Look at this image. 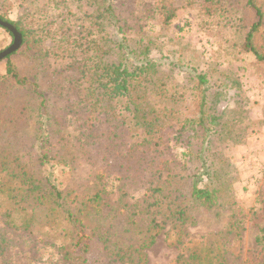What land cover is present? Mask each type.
Listing matches in <instances>:
<instances>
[{"label":"trees","instance_id":"16d2710c","mask_svg":"<svg viewBox=\"0 0 264 264\" xmlns=\"http://www.w3.org/2000/svg\"><path fill=\"white\" fill-rule=\"evenodd\" d=\"M18 1L31 7L64 0ZM247 10L256 21L247 22L242 47L256 61L264 62V5L261 0H244L246 21ZM100 15L122 31L126 18ZM175 17V10L165 6L159 22L167 26ZM0 20L11 25L22 40L19 50L5 59V73L0 75V264H15L14 248L27 243L54 247L61 264H146L147 251L168 225L175 235L168 244H181L177 264H225L223 246L214 236L196 246L185 242L186 225L196 216L219 214L217 199L223 192L210 184L213 162L208 168L206 156L196 151L177 159L161 133L163 127L154 125L156 118L146 119V86L157 73L155 61L145 57L141 64L129 67L127 46L120 43L119 55L109 62L105 60L108 52L96 45L64 69L51 70L49 56L54 53L43 50L19 22L3 15ZM256 35L263 41L254 40ZM16 53L23 66L12 59ZM195 82L199 89L207 84L206 76L197 75ZM199 99L203 106L205 91ZM126 107L131 108L132 119L142 121L139 139L136 133L124 137L126 129L131 130L122 114ZM171 113L165 108V128H173L169 123L178 121ZM102 119L111 121V126L101 134L95 121L101 124ZM68 146L91 148L100 156L102 168L91 174L84 194L75 190L64 194L43 175L44 163L58 157L65 161L57 147L65 151ZM33 150L41 154L37 161L22 158L23 152ZM109 180L114 183L112 192ZM140 189L143 194L135 198L133 192ZM259 214L256 242L263 244L264 252V208ZM229 227L237 226L231 223ZM8 234L20 240L7 239ZM91 252L97 256L89 261ZM258 264H264V253Z\"/></svg>","mask_w":264,"mask_h":264},{"label":"rangeland","instance_id":"374dc122","mask_svg":"<svg viewBox=\"0 0 264 264\" xmlns=\"http://www.w3.org/2000/svg\"><path fill=\"white\" fill-rule=\"evenodd\" d=\"M261 3L264 5V0ZM165 6L176 14L167 26L159 22ZM243 12L244 0H64L42 1L31 7L23 1L0 0V15L19 22L43 50L54 53L49 56L51 70L64 69L97 46L108 52L105 60L110 62L119 55L120 43L127 46L129 67L141 64L145 57L155 61L157 73L146 86V119L156 118L154 125L163 127L161 133L177 159L196 151L208 158L204 159L208 168L213 162L214 181L210 184L223 192L217 199L219 214L196 216L186 225L185 242L196 246L214 236L223 246L220 251L225 264H258L264 253L263 244L256 242L259 212L264 208V62L256 61L242 47L247 22L256 21L251 10H247V21ZM100 14L126 18L122 31L115 30ZM256 39L263 41L259 35ZM11 44L12 37L0 28V52ZM146 47L147 53L143 52ZM12 59L23 66L18 53ZM4 73L5 60L0 62V75ZM199 74L206 76L207 84L196 89ZM42 86L46 91L47 85L42 82ZM204 91L206 103L201 106L199 98ZM126 108L122 114L131 130L126 129L124 137L136 133L139 139L142 121L132 119L131 108ZM165 108L178 120L169 123L173 128H165ZM95 124L102 134L111 121L102 119L101 124ZM57 149L65 161L58 157L44 163L43 175L64 194L71 190L84 194L91 174L102 168L100 156L91 148ZM21 155L33 162L41 157L36 150ZM108 189L114 190L112 180ZM133 194L137 198L143 191ZM114 200L111 196L110 202ZM231 223L237 227H229ZM170 226L147 251L146 264H177L181 244H168V239L175 238ZM6 238L20 240L11 234ZM96 256L91 252L87 258L90 261ZM13 263L61 264V258L48 244L31 247L27 243L24 248H14Z\"/></svg>","mask_w":264,"mask_h":264},{"label":"water","instance_id":"95a60500","mask_svg":"<svg viewBox=\"0 0 264 264\" xmlns=\"http://www.w3.org/2000/svg\"><path fill=\"white\" fill-rule=\"evenodd\" d=\"M0 26L8 30L13 36L12 44L8 48L0 52V62H1L5 60L8 56L12 55L13 53L19 50L22 44V40H21V36L16 32V30L11 25L0 20Z\"/></svg>","mask_w":264,"mask_h":264}]
</instances>
